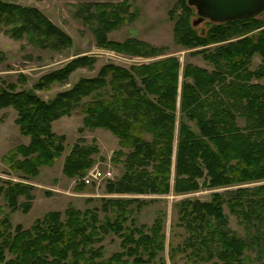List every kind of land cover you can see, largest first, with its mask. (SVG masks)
Returning a JSON list of instances; mask_svg holds the SVG:
<instances>
[{"label": "trees", "instance_id": "obj_1", "mask_svg": "<svg viewBox=\"0 0 264 264\" xmlns=\"http://www.w3.org/2000/svg\"><path fill=\"white\" fill-rule=\"evenodd\" d=\"M181 2L192 13L194 6L186 0ZM127 6L126 1L84 0L76 3L75 13L90 27L100 45L105 31L124 18L121 13ZM210 23L205 35L197 33L185 19L182 26H176L178 37L186 44L226 40L202 54L212 64L210 69L190 61L182 64L177 56L161 54V50L131 37L112 44L124 45L119 48L136 55L160 57L129 68L105 62L94 75L80 76L69 88L49 98L40 97L32 88L17 89L12 82L0 86V108L11 105L20 131L30 137L27 145L10 148L3 160L10 169L24 175L36 174L40 164L52 163L63 149L64 136L51 130V121L80 104L84 113L80 131L84 127H105L118 137L119 149L114 154L124 156L120 159L124 170L109 183L110 190L150 194L173 189L186 193L202 184L211 188L237 185L225 193L212 191L210 200H180L182 223L189 229L184 243L194 248L189 264H201L214 254L220 257L221 264H244L243 254L249 244H256L259 256L264 257V183L252 188L239 185L264 179V82L260 81L264 76V17L255 14ZM0 31L15 38L26 37L34 45L59 47L71 42L37 6L14 1L0 0ZM256 53L260 61L252 68ZM88 59L89 56L73 58L42 75L35 86L66 81L69 73ZM98 151L94 139L90 143L78 140L65 156L62 171L68 176L83 175ZM29 190L23 182H0V197L9 209L21 204L20 194L30 200ZM137 200L143 201L142 197L107 199L106 203L116 208L109 214L108 206L103 204V220L96 209L68 207L64 215L51 211L28 228L12 226L4 213L0 218V262L125 261L121 253L110 259L100 258L102 245L96 244L101 240L100 231L121 233L132 214L129 205ZM223 202L246 222L247 237L227 227ZM28 204L25 202L26 208ZM161 226V217H157L149 231L142 226L126 227V254L133 256L137 264H156L149 260L164 246ZM160 260L159 264H165L162 257Z\"/></svg>", "mask_w": 264, "mask_h": 264}, {"label": "rangeland", "instance_id": "obj_2", "mask_svg": "<svg viewBox=\"0 0 264 264\" xmlns=\"http://www.w3.org/2000/svg\"><path fill=\"white\" fill-rule=\"evenodd\" d=\"M7 1L37 6L54 25L71 39L70 44L66 46L34 45L28 42L26 37L15 38L0 31V86L12 82L17 86V89L32 88L42 98L52 97L56 92L69 88L80 76L94 75L105 62H113L129 68L132 64L160 57V54L136 55L119 48L126 46H116L112 42L122 43L133 37L147 47L161 50V54L177 56L182 64L190 61L210 69L212 64L202 54L208 53L211 47H216L226 41H208L198 44L182 42L181 37L177 35L176 27L178 24L182 26L181 21L188 20L197 33L205 35L208 34L212 20L204 18L194 24L193 21L197 18L195 7H192V13H190L181 0H112L114 2L126 1L127 10L121 13L124 18L118 19L115 26H111L105 31L103 42L100 45L97 44L95 34L90 30V27L75 13L76 3L84 0ZM258 16L264 17V13L257 14ZM261 27L255 28L249 33ZM195 50L198 53H195ZM80 56H89L94 61L93 66H90L91 60L88 59L85 65L71 71L66 81L51 82L40 88L35 86L42 75L58 69L73 58ZM259 61L260 55L254 54L251 67L254 68ZM260 81L264 82V76L260 78ZM83 116L84 113L79 104L70 113H63L52 119L51 130L56 135L64 136L63 149L52 163L40 164L36 174L24 175L21 171L10 169V165L3 160V155L10 148L21 144L27 145L30 137L20 131L16 122V110L11 105L0 108V182L5 183L10 180L26 183L30 187L29 193L32 196L28 200L27 196L20 194L18 203L21 204L13 209H9L0 197V218L4 216V213H7L12 226L21 224L22 227L28 228L51 211H59L61 215H64L68 207H74L81 210L96 209L98 217L103 220L102 217L105 214L102 210L103 204L108 206L109 214H112L116 208L112 203H106L107 199L142 197L143 201L137 200L130 203L132 214L129 216L130 219L125 222L126 226L121 230V233L117 234L111 229L108 232L100 231L101 240L96 244L102 245L100 258L110 259L115 253H121V259L125 261L113 264H137L132 260L133 256L126 254L125 239L127 238L123 235L128 233V229H134L135 226H142L143 230L149 231L153 221L157 217H161V230L165 234L164 246L157 250L149 262L159 264L161 263L160 257H162L165 264L191 263L189 257L193 259L191 250L194 248L184 243L189 229L185 223H182L184 219L180 212V200L185 198L210 200L212 191L225 193L226 189L237 185L211 188L202 184L197 190L186 193H178L173 189L163 193L150 194L110 190L109 183L116 181L124 170L120 162L124 156L114 154V151L119 149L118 137L105 127H84L80 131L79 128L83 126ZM93 139L99 151L93 154L94 161L84 174L81 176L65 174L62 171V164L72 145L78 140L90 143ZM17 157L21 158L22 156L18 155ZM199 180L205 181V178ZM259 183H264V179L244 182L239 185L252 188ZM25 202L26 204L30 202L28 208L25 207ZM222 211L226 215V225L231 232L241 237H247L246 222L233 213L226 202L222 203ZM258 251L259 248L256 244H249L243 254L244 264H262L264 257L259 256ZM144 256L146 255L144 254ZM113 261L111 260L110 263L112 264ZM200 263L221 264V261L220 257L214 254L208 260Z\"/></svg>", "mask_w": 264, "mask_h": 264}, {"label": "water", "instance_id": "obj_3", "mask_svg": "<svg viewBox=\"0 0 264 264\" xmlns=\"http://www.w3.org/2000/svg\"><path fill=\"white\" fill-rule=\"evenodd\" d=\"M195 7L197 18L194 24L204 18L224 21L264 13V0H187Z\"/></svg>", "mask_w": 264, "mask_h": 264}, {"label": "built area", "instance_id": "obj_4", "mask_svg": "<svg viewBox=\"0 0 264 264\" xmlns=\"http://www.w3.org/2000/svg\"><path fill=\"white\" fill-rule=\"evenodd\" d=\"M109 174H110V172H109Z\"/></svg>", "mask_w": 264, "mask_h": 264}]
</instances>
